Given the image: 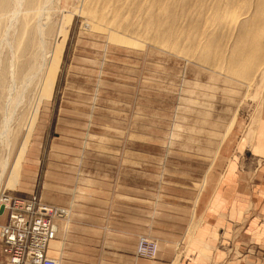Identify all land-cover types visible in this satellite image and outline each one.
Returning <instances> with one entry per match:
<instances>
[{
	"label": "rangeland",
	"instance_id": "1",
	"mask_svg": "<svg viewBox=\"0 0 264 264\" xmlns=\"http://www.w3.org/2000/svg\"><path fill=\"white\" fill-rule=\"evenodd\" d=\"M119 1L104 0L100 14L102 0H49L41 36L22 19L28 0L10 29L15 0H0V196L40 198L41 183H145L151 234L136 235L135 255L152 261L137 255L139 238L158 239L169 219L189 246L208 183L230 165L264 174L255 137L239 149L264 114V9L261 0ZM210 40L211 65L199 56ZM233 221L225 264H264V202Z\"/></svg>",
	"mask_w": 264,
	"mask_h": 264
},
{
	"label": "crops",
	"instance_id": "2",
	"mask_svg": "<svg viewBox=\"0 0 264 264\" xmlns=\"http://www.w3.org/2000/svg\"><path fill=\"white\" fill-rule=\"evenodd\" d=\"M260 119L255 136L245 137L239 144L240 150L245 139L255 137V149L264 155V114ZM236 163L229 166L220 183H208L207 195L201 201L206 205L204 221L190 234V239L193 238L190 245L179 247L182 225L175 221L172 226L166 219L164 228L156 235L159 236V240L155 239L158 253L152 261L135 255L136 235L151 234V209L145 183H41L39 196L43 202L70 208L69 223L59 224L65 232L62 249L60 242H52L51 256L59 264H225L226 248L221 246L226 231L251 206L264 202L263 171L260 173L259 166L254 171H246L243 161ZM16 193L19 197L25 194ZM108 210V218L104 220ZM163 236L169 238L166 240ZM257 240L264 241V235H258ZM123 251L125 254L120 255Z\"/></svg>",
	"mask_w": 264,
	"mask_h": 264
},
{
	"label": "built area",
	"instance_id": "3",
	"mask_svg": "<svg viewBox=\"0 0 264 264\" xmlns=\"http://www.w3.org/2000/svg\"><path fill=\"white\" fill-rule=\"evenodd\" d=\"M5 221L0 225V247L6 264H59L51 256L52 242L64 239L60 223H68L70 211L44 203L39 197L21 198L1 193ZM157 254L155 241L141 236L137 255L153 259Z\"/></svg>",
	"mask_w": 264,
	"mask_h": 264
},
{
	"label": "bare ground",
	"instance_id": "4",
	"mask_svg": "<svg viewBox=\"0 0 264 264\" xmlns=\"http://www.w3.org/2000/svg\"><path fill=\"white\" fill-rule=\"evenodd\" d=\"M96 1V0H95ZM107 1V0H106ZM119 1V0H118ZM180 1V0H179ZM119 2H121V1H119ZM177 2V1H176ZM260 2V1H259ZM24 3V0H15V4H14V9H11V10H13L12 11V14L10 15L11 17H10V19H9V23L7 24V25H9V29H10V27H13L14 26V24H13V21H15L14 19H17V17L16 16H18V14H19V12H20V8H21V6H22V4ZM49 3V0H43L42 1V4L40 5V7H38L37 5H38V0H28V2H27V5H26V8H25V12L22 14L23 16H22V19H23V21H24V23H26V24H30L31 22H33L34 23V26L36 25V28H38V32L40 33V35L42 36L43 35V31H44V28L42 27L43 26V24L41 23V21H42V18H43V12L44 11H46V10H44L45 9V6L47 5ZM108 3V2H107ZM106 3V4H107ZM122 3V2H121ZM221 3V2H220ZM261 6H262V8L264 9V0H261ZM106 4H105V2H104V0H102V2L100 3V5L98 6V11H100V14H102L105 10H106ZM178 4H180L179 2H178ZM213 4V3H212ZM116 5V4H115ZM108 6H110V5H108ZM128 7V6H127ZM108 8V7H107ZM151 8V7H150ZM212 8V7H211ZM227 8V7H226ZM259 8V7H258ZM1 9V8H0ZM115 9V8H114ZM117 9V8H116ZM178 9V8H177ZM163 10V9H162ZM165 10V9H164ZM96 11V10H95ZM183 11V10H182ZM226 11H229V10H226ZM231 11V10H230ZM263 11V10H262ZM118 12V11H117ZM165 12V11H164ZM163 12V13H164ZM260 12H261V9H260ZM113 13V12H112ZM116 13V12H115ZM160 13V12H159ZM166 13V12H165ZM168 13V12H167ZM195 13V12H194ZM200 13V12H199ZM264 12H261V14H263ZM99 14V15H100ZM20 15V14H19ZM116 15V14H115ZM159 15V14H158ZM162 15V14H161ZM166 15V14H165ZM218 15H219V12H218ZM227 15V14H226ZM94 16V15H93ZM207 16V15H206ZM216 18H219V16H217L216 14L214 15ZM263 16V15H262ZM95 17V16H94ZM166 17V16H165ZM164 17V18H165ZM212 17V16H211ZM261 17V16H260ZM100 18V17H99ZM200 18V17H199ZM214 18V17H213ZM32 19V20H31ZM160 19V18H159ZM162 19V18H161ZM220 19H221V16H220ZM220 19H218L219 21H220ZM233 19V18H232ZM237 19V18H236ZM164 20V19H163ZM169 20V19H168ZM207 20V19H206ZM210 20V19H209ZM213 20V19H212ZM217 20V19H216ZM217 20V21H218ZM222 20H225V18H223ZM221 20V21H222ZM227 20V19H226ZM230 20H231V17H230ZM235 20V19H234ZM233 20V21H234ZM172 21H174V19L172 20ZM218 21V22H219ZM238 21V20H237ZM244 21V20H243ZM242 21V22H243ZM159 22V21H158ZM165 22V21H164ZM174 22H176V21H174ZM212 22V21H211ZM215 22V21H214ZM226 23H227V21H225ZM228 22H229V19H228ZM235 22V21H234ZM262 23H263V27H264V18H263V20L261 21ZM167 23V22H166ZM220 23V22H219ZM237 23H239V22H237ZM236 23V24H237ZM251 23V22H250ZM253 23V22H252ZM258 23H259V21H258ZM165 24V23H164ZM171 24V23H170ZM214 24V23H213ZM231 24H233V22L231 23ZM230 24V25H231ZM256 24V23H255ZM31 25V24H30ZM168 25V24H167ZM200 25V24H199ZM210 25V24H209ZM218 25V24H217ZM239 25V24H238ZM259 25V24H258ZM257 25V26H258ZM262 25V24H261ZM27 26V25H26ZM32 26H33V24H32ZM208 26V25H207ZM212 26V24L210 25V27ZM28 27H30V26H28ZM194 27V26H193ZM199 27H201V26H199ZM206 27V26H205ZM219 27V26H218ZM255 27V26H254ZM170 28V27H169ZM179 28V27H178ZM212 28V27H211ZM210 28V29H211ZM242 28V27H241ZM250 28V27H249ZM175 29V28H174ZM215 29V28H214ZM251 29V28H250ZM6 30V29H5ZM176 30V29H175ZM213 30V29H212ZM216 30V29H215ZM263 30H264V28H263ZM204 31V30H203ZM244 31V30H243ZM252 31V30H251ZM261 31V30H260ZM260 31H258V33L260 32ZM37 32V31H36ZM158 32V31H157ZM170 32H171V30H170ZM205 32V31H204ZM223 32V31H222ZM199 33V32H198ZM248 33V35L250 36V39H251V35H252V33L249 31V32H247ZM246 33V34H247ZM258 33H256V35H258V38H260L259 36V34ZM261 33V32H260ZM158 34H160V33H157V35ZM204 34V33H203ZM245 34V35H246ZM253 34H255V33H253ZM39 35V36H40ZM221 35V34H220ZM247 35V36H248ZM262 35V34H261ZM159 36V35H158ZM168 36V35H167ZM229 36V35H228ZM198 37V36H197ZM210 37V36H209ZM235 37V36H234ZM262 37V36H261ZM200 38V37H199ZM256 38V37H255ZM175 39V38H174ZM243 39V38H242ZM254 38H252V40H253ZM43 40V39H42ZM167 40V39H166ZM217 40V39H216ZM241 40V39H240ZM244 40V39H243ZM255 40V42H256V39H254ZM254 40L252 41V42H254ZM246 41V40H245ZM259 41H260V39H259ZM42 41H40L39 43L40 44H43V43H41ZM176 42V41H175ZM215 42V41H214ZM243 42V41H242ZM251 42V41H250ZM38 43V44H39ZM177 43V42H176ZM212 43V44H211ZM220 43H221V41H220ZM260 43H261V41H260ZM37 43H36V45H38ZM197 44V43H196ZM209 44H211V45H213V40L211 41H208L206 44H204V45H206L205 47L203 46V48H202V51H201V53L199 52V56L201 57V56H203V58L204 59H202V57H201V59L202 60H204L203 62H205V63H210V57H209V54H210V48L208 47L209 46ZM216 44V43H215ZM238 44V43H237ZM172 45V44H171ZM170 45V46H171ZM201 45V44H200ZM240 45V44H239ZM247 45H249V44H247ZM251 45H253V43L251 44ZM256 46H259V45H257V43L255 44ZM198 46V45H197ZM215 46V45H214ZM224 46V45H223ZM256 46H255V48H256ZM262 46V45H261ZM260 46V47H261ZM238 47V46H237ZM176 48V47H175ZM194 48V47H193ZM198 48H200V47H197V49ZM209 48V49H208ZM40 49V48H39ZM39 49L36 51V53L34 52V59H33V62L32 63H30L28 66L26 65L25 66V68L27 69V70H23V71H26L25 72V76H23V77H25L24 79H25V81H24V84H22V86H25V88H26V86L28 85V84H32L33 82H35L34 81V75L36 74L35 73V69H34V66H35V64H36V60H37V55H39ZM214 49V48H213ZM251 49H253V47L251 48ZM241 50V49H240ZM209 51V52H208ZM212 51V50H211ZM40 52H42V51H40ZM43 52H44V49H43ZM195 52H196V50H195ZM198 52V51H197ZM215 52H217V50H216V48H215ZM202 53H203V55H202ZM219 53H221V51L219 52ZM242 53V52H241ZM217 54V53H216ZM247 54H248V52H247ZM197 55V54H196ZM211 55V54H210ZM213 55L214 54H212L211 55V57H213ZM218 55V54H217ZM254 55V54H253ZM41 57H40V59H41V61H42V59H44V58H42V56H44V55H40ZM215 56V55H214ZM249 56V55H248ZM217 57V56H216ZM215 57V58H216ZM220 57V56H219ZM251 57V56H250ZM214 58V57H213ZM246 59V58H245ZM35 60V61H34ZM213 60V59H212ZM218 60V59H217ZM264 60V59H263ZM40 61V62H41ZM201 61V60H200ZM236 61V60H235ZM45 63V62H44ZM204 63V64H205ZM242 63V62H241ZM38 64H40L41 65V63H38ZM218 64V63H217ZM39 65V66H40ZM44 65V64H43ZM210 65H211V63H210ZM220 65V64H219ZM212 66H215V65H213L212 64ZM41 67V66H40ZM210 67V66H209ZM39 67H37V69H38ZM39 70V69H38ZM40 71H41V69H40ZM43 71V70H42ZM23 79V80H24ZM38 79V78H37ZM38 82H39V80H37ZM41 81V80H40ZM42 84V83H41ZM29 87V86H28ZM31 87V86H30ZM40 87V86H39ZM38 87V88H39ZM35 88V87H34ZM20 89V88H19ZM30 91V90H29ZM39 91V90H38ZM26 92V91H25ZM21 94H23V93H21ZM37 95V94H36ZM17 101V100H16ZM15 101V102H16ZM18 102V101H17ZM20 103V102H19ZM13 112V111H12ZM9 116V115H8ZM8 119V118H7ZM8 120H6L5 122H7ZM6 124V123H5ZM6 128V127H5ZM7 129V128H6ZM3 130H5V129H3ZM7 167V166H6ZM1 172V171H0ZM2 173H3V171H2ZM0 177H1V175H0ZM2 178V177H1ZM3 206V205H2ZM3 210H4V208H3ZM148 239H150V240H153V241H155L154 239H152V238H148ZM156 242V244H158L157 243V241H155ZM136 253H137V251H136ZM157 253H158V245H157ZM157 255V254H156ZM156 257V256H155ZM154 257V258H155ZM153 258V259H154Z\"/></svg>",
	"mask_w": 264,
	"mask_h": 264
},
{
	"label": "water",
	"instance_id": "5",
	"mask_svg": "<svg viewBox=\"0 0 264 264\" xmlns=\"http://www.w3.org/2000/svg\"><path fill=\"white\" fill-rule=\"evenodd\" d=\"M3 212V206H0V214Z\"/></svg>",
	"mask_w": 264,
	"mask_h": 264
}]
</instances>
